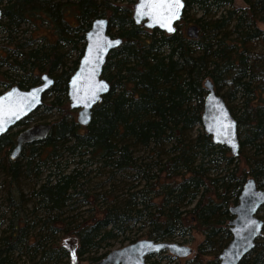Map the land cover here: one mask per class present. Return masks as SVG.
Segmentation results:
<instances>
[{"label":"trees","instance_id":"trees-1","mask_svg":"<svg viewBox=\"0 0 264 264\" xmlns=\"http://www.w3.org/2000/svg\"><path fill=\"white\" fill-rule=\"evenodd\" d=\"M133 1L0 0L5 39L0 65L13 70H0V92L12 84L33 85L41 72L53 78L40 105L0 135V173L6 177L9 208L0 229V264H15L14 252L28 253L26 264L93 262L107 250L92 253L121 233L128 242L139 236L184 239L194 230L202 238L193 255L182 260L168 254L169 260L217 264L215 254L229 238L227 207L243 179L252 176L264 187V31L257 25L264 23V0H242L243 8L233 7L231 0H184L171 33L134 24ZM102 15L107 32L121 42L102 66L108 91L91 108L89 121L79 125L67 107L66 81L81 53L84 30ZM23 22L32 28L20 40ZM191 22L198 29L195 38L184 34ZM255 43L261 49L254 50ZM205 77L235 117L236 156L212 143L200 127ZM39 108L56 111L49 131L22 144L10 158L12 128L26 125ZM90 171L120 176L113 188L99 192L100 208L92 205L85 217L62 216L73 208L75 196L86 200L80 186ZM27 204L28 212L38 209L42 216L30 221ZM132 227L140 235L129 237ZM237 264H264V221L261 235Z\"/></svg>","mask_w":264,"mask_h":264},{"label":"water","instance_id":"water-1","mask_svg":"<svg viewBox=\"0 0 264 264\" xmlns=\"http://www.w3.org/2000/svg\"><path fill=\"white\" fill-rule=\"evenodd\" d=\"M145 2L143 11L146 15L138 14L142 0L132 2V22L146 30L156 28L164 33L173 32L174 25L181 16L184 0H180L181 6L178 8L175 0H165L163 4H160V0ZM174 16L178 18H173ZM169 26L172 31L168 30ZM106 28V16H96L90 20L83 32L81 53L66 81L67 107L75 111L74 120L79 125H85L89 121L91 108L109 89V82L101 75V70L107 53L121 42V37L110 35ZM184 34L195 38L198 34L195 23H187L184 26ZM52 82L50 74L41 72L39 81L33 85L21 88L12 84L0 92V127L4 129L0 131V135L40 105L42 94ZM202 87L205 92L199 114L200 127L209 135L212 143L224 145L230 155L236 156L239 139L235 117L221 95L215 92L208 77L202 80ZM49 127L48 121L32 122L20 127L9 148V157H16L22 144L44 138ZM259 209L264 212V187L257 186L253 177L247 176L241 183L235 202L227 207L230 214L227 220L229 238L215 254L217 264H237L253 247L255 239L262 233L264 221L259 215ZM160 251L184 257L191 253V247L172 240L140 237L107 250L91 264H149L148 257Z\"/></svg>","mask_w":264,"mask_h":264},{"label":"rangeland","instance_id":"rangeland-1","mask_svg":"<svg viewBox=\"0 0 264 264\" xmlns=\"http://www.w3.org/2000/svg\"><path fill=\"white\" fill-rule=\"evenodd\" d=\"M231 5L233 7H237V8H243L245 6V3L242 0H231ZM191 11H193L194 16H196L198 14V11H195L194 8L191 9ZM258 27L260 29H262L264 31V23H257ZM32 28V26L28 23V22H23L22 24H20L19 30L17 32L19 39L21 40L22 37H26L29 33V30ZM22 30V32H21ZM38 40V38L33 39L31 42L34 41V44L37 43L36 41ZM5 42L4 39V33L1 31L0 29V47L2 45V43ZM253 49L254 50H258L261 49V45L258 43L253 44ZM74 56V53L71 55V57ZM264 56V53H263ZM70 57V58H71ZM8 60H10V58H8ZM264 65V62H263ZM7 66L6 64H2L0 65V70H5L8 73H12L13 70H6ZM2 77V75H1ZM3 79V78H0ZM2 88V86H0V89ZM72 115L74 117L75 115V111L72 110ZM56 115V111L53 109L50 110H45L43 108H39L38 110H36L35 114H33L26 122V124L28 123H32V122H39V121H48L50 120L52 117H54ZM23 125L17 126L12 128V130L14 129H18L19 127H22ZM142 153V151L137 152ZM240 166H243L242 162H239ZM93 166L92 164L90 165V167ZM86 168H89V166H86ZM246 169V167H245ZM87 177H89L88 181H85L82 183V185L80 186L81 189L87 193V197L85 201H82V199L80 198V196H75L74 201H73V208L69 209V210H65L61 215L66 217L67 215H69L70 213H77L80 217H85L87 214L92 212V205H95L96 207L100 208L103 205V201L100 200L101 198H103V196L99 193V192H104L107 191L108 189L110 190L111 188H113V184L116 183V176H120V175H116L114 178H107L106 177V173L103 174H94V171H90L87 175ZM122 180L125 181H130L128 177H121ZM5 182H6V177H4L1 173H0V229L3 226V221L4 218L8 215L9 213V208L7 207L6 204V200L4 197V189H5ZM22 187V191L24 193L28 192V186L27 184L24 182L21 185ZM111 192H114L113 190H111ZM106 200V199H105ZM28 205V209L26 210L27 213V218L30 221H35L36 217L39 215L40 217L42 216V212L41 211H37L33 210V213L28 212V210L30 209L29 204ZM37 211V213H36ZM94 213H96V211H94ZM35 215V216H33ZM259 215L264 219V212L263 210L259 211ZM67 218H64V221H66ZM37 228H35L36 230ZM33 230V231H35ZM43 232V231H41ZM135 232V227H132L131 230H129L128 232V236L132 237V236H136V235H140V233L138 234L139 231H136L135 234L133 235V233ZM123 237V234H118L117 236H115L114 238H111L109 240V245L107 246H103L102 248H99L95 253L93 252L92 254H97L100 253L103 250H109L111 248H115L118 247L124 243H126V240H121ZM140 237H144V236H139L137 238ZM202 238V234L196 230L191 231L190 233L184 235V239L179 238L177 236L173 237L171 240L178 242V243H184L187 244L189 247H191V253L188 254L187 256L184 257H180L182 260L185 258H190L193 255V251L194 248L197 244L198 241H200V239ZM91 252H89L90 254ZM173 256L172 254L164 251H160L155 253L154 255H152L148 261H157L156 263L158 264H172L174 261L173 260H169V255ZM13 260L15 264H26L29 261L27 260L28 258V253L27 254H18L17 252H14L13 254ZM87 254H85L84 256H86ZM92 262L88 261L87 259L83 258L79 264H91Z\"/></svg>","mask_w":264,"mask_h":264},{"label":"snow or ice","instance_id":"snow-or-ice-1","mask_svg":"<svg viewBox=\"0 0 264 264\" xmlns=\"http://www.w3.org/2000/svg\"><path fill=\"white\" fill-rule=\"evenodd\" d=\"M164 2H165V0H160V4H163ZM175 4H176L177 8L180 7L181 6L180 5V0H175ZM145 6H146V2H145V0H142L140 9L138 11L139 15H146L147 14V13H144V11H143ZM156 6H160V5H156ZM169 6H171V5H169ZM173 18H178V16H174ZM168 30L172 31L173 29L169 26ZM116 43H118V42H116ZM49 83H50V81H49ZM3 130H4L3 127H0V131H3Z\"/></svg>","mask_w":264,"mask_h":264},{"label":"flooded vegetation","instance_id":"flooded-vegetation-1","mask_svg":"<svg viewBox=\"0 0 264 264\" xmlns=\"http://www.w3.org/2000/svg\"><path fill=\"white\" fill-rule=\"evenodd\" d=\"M23 126H24V125H23ZM16 127H17V126H16ZM19 128H20V127H19ZM19 128H18V129H19ZM18 129H15V130H16V132L18 131ZM14 135H15V134H14ZM13 138H14V136H13Z\"/></svg>","mask_w":264,"mask_h":264}]
</instances>
